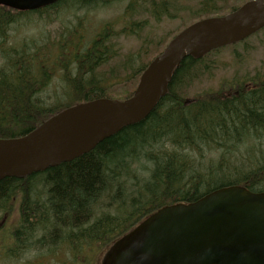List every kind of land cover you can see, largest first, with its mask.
I'll return each instance as SVG.
<instances>
[{"label": "trees", "instance_id": "trees-1", "mask_svg": "<svg viewBox=\"0 0 264 264\" xmlns=\"http://www.w3.org/2000/svg\"><path fill=\"white\" fill-rule=\"evenodd\" d=\"M110 1L60 0L50 8L31 13L49 20V12H56L52 8L67 2L77 9H86ZM139 2L145 5L152 0L130 2L125 12L128 14ZM150 6L153 17L164 7ZM224 9L212 8L205 15H220ZM24 14L0 7V46L6 42L9 27L24 18ZM79 26L60 35L57 44L42 48L48 55L46 59L39 50L28 52L26 47L0 51L3 62L0 138L24 136L51 115L77 103L129 98L141 72L170 38L158 43L155 51L139 62L142 51L147 55L148 48L143 46L136 55L139 64L132 65L136 68H131L124 81L132 83L115 91L111 87L114 80L102 84L94 77L96 69L110 66L109 61L117 57V52L109 48V38L116 34L108 26L88 47L69 53L65 63L57 60V56H50L52 49L59 55L67 50L68 44L74 48L82 32ZM131 59L132 56H127L126 61L116 66L124 69L130 66ZM203 60L185 58L174 70L167 93L144 120L104 139L89 153L25 180L0 181V212H8L6 201L15 192L25 193V200L29 192L36 193L35 199H30L23 208L25 214L15 238L24 241L16 249L24 246L25 241L36 240L38 248L44 247L43 243H50L55 249L67 247L72 251V261L79 258L82 264H97L114 241L163 206L191 203L206 193L229 186L264 192V149L261 148L264 147V83L252 89L243 85L230 97L208 92L187 101L186 87L199 77V71L208 68L196 66ZM59 70L64 73L70 97L65 103L50 105L41 99L40 93ZM204 148L220 150V158L205 164L191 155H200ZM148 163L146 176L139 178L138 170ZM35 181L31 190L29 182L32 187ZM102 210L113 211V215L102 214ZM93 244L98 249L94 260L81 258L82 248Z\"/></svg>", "mask_w": 264, "mask_h": 264}, {"label": "water", "instance_id": "water-1", "mask_svg": "<svg viewBox=\"0 0 264 264\" xmlns=\"http://www.w3.org/2000/svg\"><path fill=\"white\" fill-rule=\"evenodd\" d=\"M57 1L0 0V6L25 12ZM263 27L264 0H250L230 14L193 23L147 65L129 99L77 104L23 137L0 139V181L23 179L90 152L144 120L185 58L198 59ZM99 264H264V192L230 186L192 203L165 206L117 240Z\"/></svg>", "mask_w": 264, "mask_h": 264}, {"label": "rangeland", "instance_id": "rangeland-1", "mask_svg": "<svg viewBox=\"0 0 264 264\" xmlns=\"http://www.w3.org/2000/svg\"><path fill=\"white\" fill-rule=\"evenodd\" d=\"M108 4H99L98 6L89 9H77L76 6L67 2L59 6L56 12H49V20L40 19L38 15L34 13L26 12L24 18L20 20L17 19L13 23L7 32L6 42L0 46L1 50H20L21 47H26L28 52H35L39 50L41 52L43 59L48 57L47 53L43 51L42 48L46 46H53L57 44L59 38L65 35L71 29L76 26H80L78 29H82V34L84 38L81 40V47H88L90 42L95 39V36L105 27L110 26L111 30L119 32L127 27L130 30H136V37L133 36H121L117 33L114 40L117 57L109 61L110 66H102L95 70L94 77L98 81H103L105 84L110 83V80L115 85L114 90L118 91L121 85H128L132 82L125 83L124 81L129 77L131 73V68H136V66H127L122 68V66H116L125 60L129 54L137 53L138 50L146 43L149 47L147 50V55L144 56L143 51L141 52V57L139 62H144L152 52H154L155 46L166 39L170 34L178 32L184 25V23H189V17L186 10H195L201 3L208 0H166L165 2V16H163L160 21H154L152 16L149 14L150 7L147 4H137L134 9L129 11L127 14L125 11L130 2L135 0H112ZM175 1V2H174ZM239 0H226L225 5L234 6ZM156 5L161 4V0H152ZM172 4L176 6L183 7V11H173ZM220 3H216L219 5ZM147 8V11H143V8ZM195 16H192L193 18ZM79 31V30H78ZM61 35V36H60ZM60 36V37H59ZM255 39L264 40V30L258 33L253 39L247 41L250 51L245 58H241L242 55H236L232 59V63H244L253 66H230L229 61L226 58L221 59L219 55H228V51L222 50L218 55H209L203 62L211 63L208 72L193 80L188 84L185 89L186 99L191 100L196 96L204 95L205 93H223V89L226 91H231L230 89L232 82L237 83L243 78H254L255 76L264 77V66H257L264 64V42L260 45L254 41ZM62 40V39H61ZM65 40V39H64ZM63 41V40H62ZM254 41V42H253ZM64 42V41H63ZM62 42V43H63ZM113 43V44H114ZM67 49L69 51L72 48ZM242 45H236L238 52L240 53V48ZM57 50H50V56H57L61 62L65 63L67 60L64 56L68 57L66 51L64 53L56 54ZM66 53V54H65ZM1 55H0V66L2 65ZM228 63V64H226ZM139 64V63H136ZM134 64V65H136ZM213 65V66H212ZM119 81L120 83H118ZM229 85V86H228ZM40 97L47 104L53 105L55 103H65L69 97L70 92L64 81V73L62 70L57 71L52 77L50 83L46 88L40 93ZM264 149V147H261ZM201 162L209 164L212 161H216L220 158L221 151L216 152L215 150L209 151L204 148L200 155L198 153L191 154ZM202 155V157H200ZM194 164V163H193ZM150 164H146L144 169L138 170L139 178L145 177L147 174V167ZM32 182V181H31ZM35 183H32V187L29 182V187L31 190L34 189ZM14 194L6 201V205L9 207L8 212H0V264H69L71 258V252L67 247H60L59 250L56 249V257L51 259L48 263L46 260L43 262L40 259H33L32 255L36 254V250H28L19 248L17 251L22 255L19 262L15 260H10L4 258L3 245H7L8 242H2L1 240H7L8 237L12 236L13 227L18 226L19 211H17L18 201L15 199ZM113 212V211H112ZM112 212L107 210H102V214L113 215ZM12 229V230H11ZM8 236V237H7ZM10 241V239H9ZM90 248V254L87 250ZM65 250V251H64ZM98 249L95 244L89 246H84L81 250V258L94 260ZM66 252L68 255H66ZM28 253V255H27ZM73 264H79L74 263Z\"/></svg>", "mask_w": 264, "mask_h": 264}, {"label": "flooded vegetation", "instance_id": "flooded-vegetation-1", "mask_svg": "<svg viewBox=\"0 0 264 264\" xmlns=\"http://www.w3.org/2000/svg\"><path fill=\"white\" fill-rule=\"evenodd\" d=\"M220 1H223V0H220ZM242 1L243 0H239L237 3H241ZM245 1L246 0H244V2ZM54 9L55 8H52V10H54ZM255 41L260 46L264 42V40H260V39H256ZM247 45L248 44H246V43L243 44V42H242V47L240 48V53L238 52L237 48H231V50H229L227 52L228 55H225V56L219 55V57L221 59L226 58V60L229 61L228 63H230V66H253V65L244 64V63H232V59L236 55H242L241 56L242 59L246 57V55L250 51V49H249V47ZM228 63H226V64H228ZM187 66H191V65L188 64ZM257 66H264V64L263 65H257ZM263 80L264 79H261V81H263ZM15 194L19 196L17 210L19 212H21V214L23 213V215H24L25 212H24L23 208H25V204H27V202L30 199H35L36 193L35 192H29L28 193V196L29 197H28L27 200H25V197H24L25 196V193H23V192H15ZM14 240H15V244L17 246L18 245H22V242L24 241L21 238H20V240L19 239H14ZM24 244L25 245L24 246H21L20 248L26 249L25 251H28V250H31V249L36 250V254L33 256L34 259H45V258L52 259V258H54V256H56V249L50 243H43L44 244V247H40V248L37 247L38 242L36 240H28V241H25ZM15 246H12L11 248H8V250H13L14 251V247Z\"/></svg>", "mask_w": 264, "mask_h": 264}]
</instances>
